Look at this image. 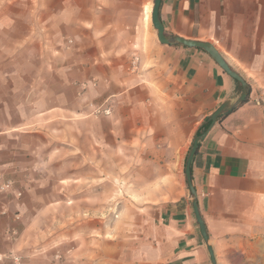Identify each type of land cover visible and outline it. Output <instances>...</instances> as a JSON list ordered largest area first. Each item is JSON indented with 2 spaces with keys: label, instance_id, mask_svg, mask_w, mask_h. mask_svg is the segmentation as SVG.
Masks as SVG:
<instances>
[{
  "label": "crops",
  "instance_id": "obj_1",
  "mask_svg": "<svg viewBox=\"0 0 264 264\" xmlns=\"http://www.w3.org/2000/svg\"><path fill=\"white\" fill-rule=\"evenodd\" d=\"M152 4L0 0V81L22 112L0 127H36L43 142L40 129L52 128L54 160L65 148L97 161L85 173L101 176L103 192L117 176L118 190L140 193L119 217L126 232L117 264H211L185 160L205 119L236 101L238 82L204 50L161 43ZM158 15L165 34L210 42L248 84L246 99L199 141L191 182L216 263L264 264V0H161ZM18 154L5 165L12 176L31 169ZM50 204L37 202L39 222L57 219L62 205ZM27 206L0 192V264H47L44 250L32 259L22 249L24 234L2 232Z\"/></svg>",
  "mask_w": 264,
  "mask_h": 264
},
{
  "label": "rangeland",
  "instance_id": "obj_2",
  "mask_svg": "<svg viewBox=\"0 0 264 264\" xmlns=\"http://www.w3.org/2000/svg\"><path fill=\"white\" fill-rule=\"evenodd\" d=\"M14 82L21 86L20 79ZM7 92L9 81H0V123L20 122L21 99L6 96ZM10 130L0 127V132H5L0 134V182L12 181L11 191H22L20 197L13 196L25 200L28 206L22 215L16 213L18 219L14 220L15 224L6 225L2 232L5 234L9 227L16 229L14 238L24 234L22 249L26 248L32 259L44 250L47 264H54V261L58 264H117L120 252L125 250L123 234L126 232L119 217H123V221L129 216L127 205L138 203L140 193L118 190V180L123 177L117 176L110 177V191L103 192L101 176L85 173L89 161L86 162L80 154L70 157L65 148L56 154L62 159L54 160L52 128L40 129L46 142L38 139L36 127ZM13 150L19 153L18 162L31 168L22 175L12 176L5 168ZM89 163L88 167H96L97 161L93 165L91 161ZM39 199H45L51 207L55 200L62 205L56 220L51 217L45 223L39 222L35 208ZM43 232L46 235L44 241L39 238ZM55 233H62V236L54 240ZM28 236L30 238L26 241Z\"/></svg>",
  "mask_w": 264,
  "mask_h": 264
},
{
  "label": "water",
  "instance_id": "obj_3",
  "mask_svg": "<svg viewBox=\"0 0 264 264\" xmlns=\"http://www.w3.org/2000/svg\"><path fill=\"white\" fill-rule=\"evenodd\" d=\"M161 0H153L152 4V10H151V20L154 28L157 32L158 40L161 43L168 44V45H182L187 47H195L200 48L204 50L228 75H230L232 78H234L241 87V92L236 99V101L232 104H230L229 101L223 102L220 106H218L207 118V122H209L208 128L201 134V135H195L192 141V145L190 147L189 153L185 160V177L187 181V185L189 188V191L193 197L192 199V206L193 211L195 215V219L199 226L200 234L204 240V242L207 244V249L210 255V261L211 264H217L215 260V256L213 253V250L211 246L208 244V234L205 230V226L203 224V221L201 219V216L199 214V210L197 207V201H196V191L192 185L191 182V161L192 158L196 152L197 145L199 141H201L207 134L208 130L211 128V126L215 123L217 120V117L221 114H224L226 112L231 111L234 109L239 103L243 102L248 94L249 88L247 82L244 80V78L235 70H233L228 63L225 61L224 57L221 55V53L215 48L213 44L207 41H201V40H195V39H186L177 35H167L164 33L163 25L159 19L158 15V9L159 4Z\"/></svg>",
  "mask_w": 264,
  "mask_h": 264
},
{
  "label": "built area",
  "instance_id": "obj_4",
  "mask_svg": "<svg viewBox=\"0 0 264 264\" xmlns=\"http://www.w3.org/2000/svg\"><path fill=\"white\" fill-rule=\"evenodd\" d=\"M256 103H259L260 100L259 99H256L255 101ZM12 181L10 180H4L2 182H0V192L2 193H6V192H12L11 191V188H12ZM14 196L15 197H20L22 195V191L20 190H17V191H14L13 192ZM4 213V211H3ZM18 219V214H15L14 215V220H17ZM5 233L8 235V237L10 236L11 238H13L15 236V233H16V229L15 228H7Z\"/></svg>",
  "mask_w": 264,
  "mask_h": 264
},
{
  "label": "trees",
  "instance_id": "obj_5",
  "mask_svg": "<svg viewBox=\"0 0 264 264\" xmlns=\"http://www.w3.org/2000/svg\"><path fill=\"white\" fill-rule=\"evenodd\" d=\"M238 90H239V92H241V87H240V84L238 83ZM222 115V114H221ZM221 115H219L218 117H217V119L221 116ZM208 118V117H207ZM207 118L205 119V121L201 124V126L199 127V129L196 131V134L195 135H201L207 128H208V126H209V122H207ZM189 150H190V148H189ZM188 153H189V151H188ZM188 153H187V155H188Z\"/></svg>",
  "mask_w": 264,
  "mask_h": 264
}]
</instances>
